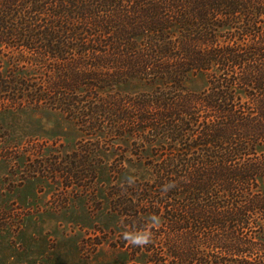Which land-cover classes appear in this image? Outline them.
Instances as JSON below:
<instances>
[{
	"label": "trees",
	"instance_id": "1",
	"mask_svg": "<svg viewBox=\"0 0 264 264\" xmlns=\"http://www.w3.org/2000/svg\"><path fill=\"white\" fill-rule=\"evenodd\" d=\"M0 57L1 98L143 161L130 264H264V0H0Z\"/></svg>",
	"mask_w": 264,
	"mask_h": 264
},
{
	"label": "rangeland",
	"instance_id": "2",
	"mask_svg": "<svg viewBox=\"0 0 264 264\" xmlns=\"http://www.w3.org/2000/svg\"><path fill=\"white\" fill-rule=\"evenodd\" d=\"M186 86L201 91L206 78ZM13 101L0 97V264H130L114 186L149 173L131 142Z\"/></svg>",
	"mask_w": 264,
	"mask_h": 264
},
{
	"label": "clouds",
	"instance_id": "3",
	"mask_svg": "<svg viewBox=\"0 0 264 264\" xmlns=\"http://www.w3.org/2000/svg\"><path fill=\"white\" fill-rule=\"evenodd\" d=\"M124 239L129 241L130 243L134 244V245H144L150 242L151 236L150 237H142V236H137L134 237L133 240H129L127 238V235H124Z\"/></svg>",
	"mask_w": 264,
	"mask_h": 264
}]
</instances>
